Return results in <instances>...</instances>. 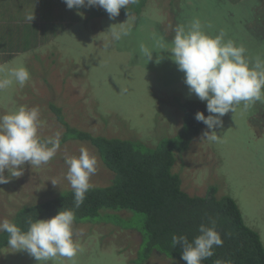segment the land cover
<instances>
[{
  "label": "rangeland",
  "instance_id": "obj_1",
  "mask_svg": "<svg viewBox=\"0 0 264 264\" xmlns=\"http://www.w3.org/2000/svg\"><path fill=\"white\" fill-rule=\"evenodd\" d=\"M141 11L110 19L108 14L94 16V7L69 9L64 0H0V65L19 61L31 74L23 88L13 84L0 91V115L38 107L39 135L46 138L65 130L53 111L56 106L72 126L152 146L182 130L178 100H199L189 93L169 51L179 26L199 20L209 35L223 32L224 41L242 46L248 60L264 61V0H147ZM111 26L130 29V34L109 43ZM141 45L153 50L151 60L140 53ZM222 120L217 141L204 138L205 125L187 147L176 150L173 172L192 194L216 185L221 195L232 196L264 243V101L247 108L236 105ZM81 147L98 161L91 186L106 184L111 172L97 150L69 139L48 164L26 163L21 177L0 184V221H11L20 207L71 188L64 157L79 155ZM101 216L74 222L79 251L72 259L57 257L49 264H184L156 248L148 251L139 230L143 213L104 209ZM0 264L37 261L26 251L4 247Z\"/></svg>",
  "mask_w": 264,
  "mask_h": 264
},
{
  "label": "clouds",
  "instance_id": "obj_2",
  "mask_svg": "<svg viewBox=\"0 0 264 264\" xmlns=\"http://www.w3.org/2000/svg\"><path fill=\"white\" fill-rule=\"evenodd\" d=\"M64 3L67 8L78 11L85 7L102 8L111 19L119 15L121 8L128 11V6L137 0H64ZM27 19L32 21L33 16ZM109 31V43L130 34V29L117 30L112 26ZM223 37V32L209 35L199 20H194L189 27L176 29L169 50L178 70L184 73L189 93L206 102L209 115L197 111L195 119L206 125L203 136L210 142L218 140L216 129L223 126L222 118L233 112L236 105L243 103L247 108L257 101H264V61L248 60L242 46H236L231 40L224 41ZM108 46L106 43L105 47ZM140 53L147 61L152 59V49L141 45ZM30 78L31 74L22 62L0 65V91L13 84L23 88ZM42 125L38 107L21 106L0 115V184L21 177L26 163L39 167L48 164L56 155L60 148V133L41 138L39 128ZM64 163L67 165L65 178L74 193V207L78 209L91 188L90 178L97 172L98 161L87 148L81 147L79 155L65 156ZM6 170L8 175H5ZM51 181L57 185V181ZM74 221V211L63 209L48 219L29 221L27 231L5 219L0 221V232L8 234L7 244L14 252L26 251L37 264H49L57 257L72 259L79 251L74 240ZM215 223L211 220V227L200 224L199 235L191 241L186 235L173 234L171 244L173 248L181 247V259L186 264H202L214 254V246L223 245Z\"/></svg>",
  "mask_w": 264,
  "mask_h": 264
},
{
  "label": "trees",
  "instance_id": "obj_3",
  "mask_svg": "<svg viewBox=\"0 0 264 264\" xmlns=\"http://www.w3.org/2000/svg\"><path fill=\"white\" fill-rule=\"evenodd\" d=\"M146 2L137 0L128 6V11L121 8L119 14L139 15ZM103 14L108 13L94 7V16ZM177 104L184 122L182 130L177 136L152 146L141 141L95 135L72 126L63 118L61 109L53 106L59 122L65 127L60 134V144L69 139L89 143L111 174L106 177V184L91 186L78 209L74 207L73 190L66 188L50 199L20 207L10 222L27 231L29 221L48 219L63 209L74 211L76 223L100 220L104 209L140 212L146 217L139 230L147 239L145 242L143 238V244L148 251L156 248L159 254L173 255L183 261L181 247L173 248L171 244L173 234L186 235L191 241L199 235L200 224L211 227V220H215L223 245L214 246V254L202 264H264L261 235L245 223L236 200L230 195H221L216 185L210 186L203 194H192L183 189V179L173 172L176 150L187 147L205 126L196 121L195 113L202 111L205 116L209 115L206 102L189 99L178 100ZM122 222L123 219L117 220L119 224ZM7 239L8 234L0 232V250L8 247Z\"/></svg>",
  "mask_w": 264,
  "mask_h": 264
}]
</instances>
